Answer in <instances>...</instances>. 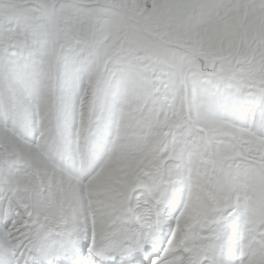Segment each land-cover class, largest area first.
I'll use <instances>...</instances> for the list:
<instances>
[{
	"label": "snow or ice",
	"instance_id": "6c2138e0",
	"mask_svg": "<svg viewBox=\"0 0 264 264\" xmlns=\"http://www.w3.org/2000/svg\"><path fill=\"white\" fill-rule=\"evenodd\" d=\"M0 264H264V0H0Z\"/></svg>",
	"mask_w": 264,
	"mask_h": 264
}]
</instances>
